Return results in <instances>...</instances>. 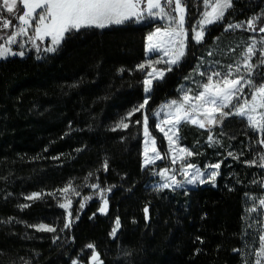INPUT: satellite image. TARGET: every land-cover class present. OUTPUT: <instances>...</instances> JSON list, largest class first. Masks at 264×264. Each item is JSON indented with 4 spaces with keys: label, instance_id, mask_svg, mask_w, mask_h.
<instances>
[{
    "label": "trees",
    "instance_id": "1",
    "mask_svg": "<svg viewBox=\"0 0 264 264\" xmlns=\"http://www.w3.org/2000/svg\"><path fill=\"white\" fill-rule=\"evenodd\" d=\"M186 8L188 52L180 65L155 83L146 108L149 118L164 102L178 97L205 51L215 39L226 37L227 24L264 15V0H236L222 24L211 27L200 45L193 41L192 29L205 10L202 0H186ZM152 32V25L78 31L67 37L55 55L39 61L32 52L24 59L0 63V179L29 180L30 191L59 189L88 176L100 186L84 192L83 197L90 199L79 202L83 208L77 204L62 242L56 247L35 245L32 250L38 256L30 264H71L90 244L97 259L87 264L91 260L103 264L253 263L264 225L259 215L264 169L248 163L244 136L236 141L219 138V145H212L208 131L182 125L181 144L194 152V164L201 168L221 164L217 188L154 191L147 187L154 168L142 167L143 112L131 115L127 129L117 128L145 99L146 70L138 66L145 62L146 40ZM244 32L230 34L250 36ZM150 130L159 137L154 121ZM17 185L11 190L19 196L18 187L25 183ZM104 200L107 213L100 211ZM45 210L36 205L20 213L0 195L3 217L23 215L28 221H44L52 214ZM117 218L121 228L113 239L110 233ZM20 244L0 235L1 264L21 258Z\"/></svg>",
    "mask_w": 264,
    "mask_h": 264
},
{
    "label": "rangeland",
    "instance_id": "2",
    "mask_svg": "<svg viewBox=\"0 0 264 264\" xmlns=\"http://www.w3.org/2000/svg\"><path fill=\"white\" fill-rule=\"evenodd\" d=\"M201 1V0H199ZM236 0H233V6L235 4ZM161 3L163 4V0H161ZM182 6L185 8V23H184V31L186 32V36L182 37H174L173 39L175 42H170L169 37L167 36H161V37H154L153 43L160 42L162 48H167L169 50L168 55L166 56L163 51H148V40H146V58L143 65H145L146 73L150 72L152 68L156 69H166L169 67L166 63L163 61L168 60L173 55H178L179 48L181 42L184 45L183 51L184 55L181 57H178V63L175 65H171V69L175 68L176 66L180 65L182 61L184 60L187 52H188V43H189V30L187 28L188 25V12L186 8V0H181ZM20 7V4H17V8ZM142 8L145 7L144 5L141 6ZM233 8V7H232ZM228 9V11L225 14H228V12L232 9ZM39 11V10H38ZM155 11V10H154ZM166 11H170L166 8ZM173 15H178L176 13H172ZM224 17V19H225ZM2 18H12V25L9 28H2L0 27V36H7L9 32L16 31V26L19 25L21 27H26L24 25H21L20 22L14 18V14H9L5 9H0V19ZM201 19V16L197 20V22L194 24L193 29H196V31H201L203 29V35L202 39L197 42L196 39H194V32L192 31V39L196 44H202L206 38L207 32L211 27H214L215 25L222 24V22L218 21L214 24L210 25H203L201 26L198 21ZM223 19V20H224ZM35 21H33V27L27 28V34L19 35L16 38V41H14L12 44H7L5 40H0V46L3 47H9L13 52H23L24 55H11L8 54L5 57H0V63L3 61H8L10 59H13L15 57L19 59H24L25 57H28L32 52L39 57V61L42 60V58L48 56V55H55L61 50V46L64 43V41L67 39V37L70 34H73L78 31H70L64 34V39L61 41L59 46L56 48L54 52H46L44 51V48L51 47V37H45L44 40L40 39H33L30 40V36H34V26ZM235 24V23H234ZM144 26V25H152L153 26V32H155L157 27H160L162 29H168V28H175V22L172 24H169V21L167 17L165 19H160L158 16L148 17L147 13L145 12L144 16L140 19L139 22H133V21H126L123 24L119 25H109L105 28H81L79 31L83 30H106L111 29L115 27H124V26ZM254 26L259 29V27L264 26V15L259 18V20L254 22ZM225 29V28H224ZM237 30H243L244 29H234L227 31L226 37H222L220 39H215V44L210 48L207 49L200 58L195 70L191 72L189 77L185 79L183 85H181L178 93V97L168 100L164 102L162 105H160L154 113H159L158 115H152L148 119V127L149 132L151 134V137L155 139V145L152 144L151 139L148 140V143L145 144L146 137L143 134V144H142V167L143 170H148L150 168H154V171L158 172L162 168H168L169 172L167 175H175L176 179L182 183V187L175 188L174 190L178 191H186V190H195L198 188H204V187H212L217 188L218 180L221 175V164L219 169H214L209 167V165L205 166L204 168H201L197 164H194V152L189 149L186 146H183L181 144V133L180 129L181 126L184 124H189L192 126H197L198 128H201L199 126L200 123L204 124V127L201 129H204L210 133V136L212 137V140L209 142L212 145H219V138H225L230 141H236L240 137H243L246 139V145H247V151L249 152L250 158L249 161H257L254 165H260L261 161L259 159L260 155L264 153V145H260L257 143L258 136L255 134L252 129L247 125L246 119L241 118L240 116H237L235 114L223 118L220 116V110H217V112L214 114L217 122L214 124L208 123V118L206 115V111L209 107V105H204V108H197L196 110H190V104L194 103L196 105L203 104V101H190L188 103H185L184 109L181 110V119L178 124L175 122V115L176 113L173 112V118H168L167 113L170 111V109L164 107L172 100H179L182 96H184L185 93L188 94L189 97H194L197 94L198 90L202 91V88H199L198 86L202 84L206 80V75L210 70H217L220 71L221 74L225 71H227V65L233 64V78L235 77V61L239 60L242 55V49L246 47L247 44L252 43L253 39L256 41V49L255 54L252 57V63H256L258 58L260 57V49L264 48V43H261V38L264 37V33L257 32H251L246 31L244 33L249 34L250 36H242L241 34H230L231 32L237 33ZM225 31V30H224ZM152 32V33H153ZM226 33V31H225ZM242 33V32H241ZM231 35V36H228ZM211 53V55H209ZM160 60L161 63H154V61ZM149 62H153L151 64V67H149ZM169 71H165L162 78H155L152 80L151 88L149 92H145V97H150L153 91V87L156 82L162 81L165 79L166 75ZM205 73V76H201L200 73ZM241 72H243V68H241ZM155 76V73H153ZM218 79V78H214ZM253 79L256 83L261 82L264 80V66H260L254 69V75ZM222 86V85H221ZM244 94L247 97L251 96V90L248 87L244 88ZM236 103L235 98L233 99V104ZM146 108L147 105L140 111L143 112V114H146ZM163 108V111L161 109ZM222 111L227 112L229 111L228 108L223 109ZM258 112H264V109H258ZM136 113V112H135ZM186 114V115H185ZM196 120V123L190 122L191 120ZM161 120H168L167 123H161L160 127L164 129L165 132H168V137H171L173 140V143L169 145L168 137L164 135V132H161L157 127L156 124L160 123ZM151 121H154L155 130L159 137H156L153 132L150 130ZM125 122L128 123L129 120L125 119ZM175 124V127L173 125ZM118 128V127H117ZM116 128V129H117ZM123 130V128H120ZM169 129H172L169 131ZM264 138V137H260ZM160 152L162 159H157L153 164H149L147 167L144 166V153L145 148H147V155L151 158L155 156V152L153 151V148ZM161 147L164 149V152L161 150ZM185 149L184 153L180 152V149ZM191 152L193 155H188L187 153ZM177 156V160L175 163H172V156ZM235 155V154H233ZM238 158V157H237ZM248 161V162H249ZM186 163H191L195 165V168L187 169L189 173H194L196 168H199L201 172L204 173L205 176H207L210 172H218V175L215 177L214 180L208 179L205 183H200L197 181L195 184H186L184 183L185 177L181 175L182 171V165ZM264 169V168H263ZM30 174H33L32 172ZM193 177L189 175L187 179H192ZM29 179V178H28ZM25 183V187L22 186L18 187L20 188L19 196H16L12 192L14 190H11V188L17 187V183L23 182ZM29 180H2L0 179V184L3 185V187H0V195H2V198L5 201H8V203L15 206V209L20 211V213L29 212L31 209H33L36 205H42L45 207V211L52 213L49 216L45 218L44 221H39V219H34L35 222L28 221V219L25 218L23 215H17V216H11V217H3L0 215V235H3L6 238H14L16 241H21V253L23 255L21 258L16 260L12 264H30L33 260V258H36L38 255L35 253L32 249L37 246L38 244H52V246H58L63 240L65 231L68 228H64V224L68 222L70 219L72 222L74 211L77 207V204L79 205V202L84 198V192L85 191H96L100 189V186L97 188H92L90 185L97 184V180H94L93 176L88 177H82L77 178L69 181L67 184L64 185L67 186L71 184V188L67 193L59 191L62 188H54L50 190H39L37 188L36 190L30 191L28 187L26 186V183ZM30 182V181H29ZM162 179L158 176L152 175L150 178V182L148 183L147 187L153 190V185L157 183H162ZM6 185V186H5ZM99 185V184H98ZM9 186V187H8ZM7 187V188H6ZM74 189V191H73ZM164 190V189H160ZM165 190H173V189H165ZM32 193H41V196L39 198L35 199H26L27 196H29ZM50 193L52 195H50ZM95 197V196H94ZM71 201V205H67V201ZM64 203L66 205L65 208H61L60 204ZM29 205L28 207L21 208V205ZM107 207L108 205H104L103 208H105L104 213H107ZM261 210L264 212V206H261ZM55 211V212H54ZM71 213V217H68V213ZM264 217V215H263ZM63 222V223H62ZM62 223V224H61ZM40 224H45L51 227H55V232H48V231H40L37 230V227ZM115 227V226H114ZM120 228L116 231L115 237L117 236L118 232L120 231ZM261 235H264V225L262 229ZM56 237H59V239H56ZM113 237V239L115 238ZM264 243V242H260ZM24 245V246H23ZM23 247H27L30 249L24 250ZM257 253H260V247L257 251ZM94 254H97V251L95 247L86 248L85 252L80 254L77 258H75L71 264H87L88 260L93 258ZM3 258L0 257V259ZM257 259L260 260V264H264V255H256L253 259L252 264H256ZM87 262H86V261ZM2 261V260H1ZM1 264V262H0ZM90 264H103L101 261L93 262L91 260Z\"/></svg>",
    "mask_w": 264,
    "mask_h": 264
},
{
    "label": "snow or ice",
    "instance_id": "3",
    "mask_svg": "<svg viewBox=\"0 0 264 264\" xmlns=\"http://www.w3.org/2000/svg\"><path fill=\"white\" fill-rule=\"evenodd\" d=\"M20 4V7L17 8V4ZM202 4L205 10L201 14V19L198 23L203 25L214 24L218 21L223 22L226 12L228 9L233 7V0H202ZM144 5L145 7H141ZM166 8L170 11H166ZM0 9H5L7 13L14 14V18L17 19L21 25L26 27L16 26V31L9 32L7 36H0V40H5L7 44H12L16 41L17 36L26 35L27 28L33 27V21H35L34 26V36H30L29 39H40L44 40L45 37H51V47L44 48L46 52H54L59 46L61 41L64 39V34L70 31H79L81 28H105L109 25H119L123 24L126 21L139 22L140 19L144 16L145 12L148 17L158 16L160 19H165L167 17L169 24L175 22V28L162 29L157 27L155 32L149 34L147 37L148 40V51H163L167 56L169 50L167 48H162L160 42L153 43L154 37L167 36L170 39V42H175L174 37L186 36L184 31L185 23V8L181 4V0H0ZM39 10V11H38ZM155 10V11H154ZM176 13L178 15H173ZM257 17H252L246 21L227 24L225 26V31L234 30V29H245L246 31L264 33V26L257 29L254 26V22L257 20ZM12 25V18H2L0 19V27L9 28ZM194 32V39L199 42L202 39L203 29L201 31ZM261 43H264V37L261 38ZM184 45L181 42L178 55L171 56L168 60L163 61L169 65L166 69H156L146 73L145 78L142 83L144 85V91L147 93L150 91L152 80L155 78H162L165 71H171V65L178 63V57L184 55L183 51ZM256 41L253 39L252 43L247 44L244 49H242V55L239 60L235 61V77L233 78V64L227 65V71L221 74L220 71L210 70L206 75V80L200 84L198 87L202 88L197 91V94L194 97H189L187 93L184 94L179 100H172L164 107L170 109L167 113L168 118H173V112L176 113L174 119L176 124L180 122L181 119V110L184 109L185 103H188L192 100L194 101H203V104L196 105L194 103L190 104V110H196L198 107L203 109L204 105H209L206 111L209 124H214L217 122L215 113L217 110H220V116L223 118L229 117L233 114L240 116L241 118L246 119L247 125L252 129V131L257 134L258 139L257 143L264 145V112H258V109H264V80L259 83H256L253 79L254 69L260 66H264V48H261L260 57L256 63H252V57L255 54ZM21 55L24 53L21 51L19 53L13 52L9 47L0 46V57H5L6 55ZM211 55V53H209ZM153 62H149V67ZM154 63H161L160 60L154 61ZM145 65L141 64L138 66L140 70H143ZM243 68V72H241ZM155 73V76L153 75ZM201 76H205V73H200ZM214 78H218L215 79ZM222 85V86H221ZM248 87L251 90V96L247 97L244 94V88ZM235 98L236 103L233 104V99ZM149 97H145L142 104L133 108L131 112L128 113V116L124 119H121L117 125L118 128L127 129L128 123L125 122V119H130L131 115L137 111H140L148 104ZM228 108L229 111L224 112L223 109ZM163 111V108L161 109ZM159 113H154L158 115ZM143 134L146 137L145 144L148 143V140L151 139L153 145H155V139L151 137L148 127V115L143 114ZM186 115V114H185ZM168 120H161L160 123L156 124V127L164 132V135L168 137V132H165L163 128L160 127L161 123H167ZM190 122L196 123V120H191ZM135 123H141L140 120L135 121ZM201 128L204 127L203 123H200ZM175 127V124L173 125ZM115 130V128L113 129ZM172 129H169L171 131ZM209 140H212V137L209 136ZM169 145L173 143L171 137H168ZM153 151L156 153L154 157H149L147 155V148H145L144 153V166L147 167L149 164H153L155 160L162 159L160 152H158L155 147ZM181 153L185 152V149H180ZM189 156L193 153L188 152ZM229 156H232L233 153L229 152ZM172 163H175L177 156L174 154L172 156ZM261 163L260 167L264 168V153L259 157ZM250 164H256L257 161H249ZM104 169L108 167V162L104 161ZM181 175L185 177L184 183L186 184H195L197 181L200 183H205L210 178L212 180L218 175V172H210L207 176L199 168H196L194 173H189L187 169L195 168V165L191 163L183 164ZM209 167L214 169L220 168V163H215L209 165ZM169 172L168 168H162L158 172H151L152 175L158 176L162 179V183H157L153 185V190L160 189H175L182 187V183L176 179L175 175H167ZM91 175V173H89ZM191 175L192 179H187ZM264 183V182H262ZM92 188L99 187L98 184L90 185ZM71 188V184L65 186L59 191L67 193ZM110 191L111 189H106ZM74 191V189H73ZM50 195H52L50 193ZM41 193H32L26 197V199H35L39 198ZM85 200L90 199V197H84ZM104 204L107 205V200H104ZM259 204L264 206V198L259 199ZM67 205H71V201H67ZM29 205H21V208L28 207ZM61 208H65L64 203L60 204ZM80 208L84 207V204L79 205ZM255 208H252L251 211H255ZM101 212L105 211V208H100ZM145 213L148 212V209H144ZM259 215H264V212ZM68 217H71V213H68ZM259 218V216L257 217ZM78 219V217H77ZM71 226V220L64 224V228H69ZM120 227V220L117 218L115 220V227L111 231V235L115 237L116 231ZM37 230L55 232L56 228L51 227L45 224H40L37 227ZM59 239V237H56ZM258 239L261 242H264V235H260ZM89 248L93 247L91 244L88 245ZM254 255H264V243L260 244V253H253ZM93 259H97V256H93ZM244 264H247V261H244ZM256 264H260V260L257 259Z\"/></svg>",
    "mask_w": 264,
    "mask_h": 264
},
{
    "label": "water",
    "instance_id": "4",
    "mask_svg": "<svg viewBox=\"0 0 264 264\" xmlns=\"http://www.w3.org/2000/svg\"><path fill=\"white\" fill-rule=\"evenodd\" d=\"M145 217H146L147 223H150V213H149V211L145 214Z\"/></svg>",
    "mask_w": 264,
    "mask_h": 264
}]
</instances>
